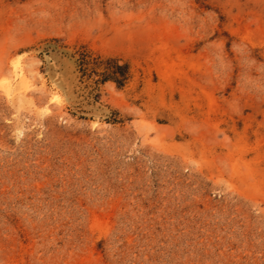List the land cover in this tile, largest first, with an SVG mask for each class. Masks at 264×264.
<instances>
[{
  "label": "rangeland",
  "instance_id": "374dc122",
  "mask_svg": "<svg viewBox=\"0 0 264 264\" xmlns=\"http://www.w3.org/2000/svg\"><path fill=\"white\" fill-rule=\"evenodd\" d=\"M0 264H264V0H0Z\"/></svg>",
  "mask_w": 264,
  "mask_h": 264
},
{
  "label": "trees",
  "instance_id": "16d2710c",
  "mask_svg": "<svg viewBox=\"0 0 264 264\" xmlns=\"http://www.w3.org/2000/svg\"><path fill=\"white\" fill-rule=\"evenodd\" d=\"M87 63L88 60L84 58V56H80L78 60L79 69L84 72L85 68H87ZM91 63L92 64L88 66L89 73L96 75L93 79L95 82L111 79L116 85H120L127 77L128 67L125 62L119 63L114 58L106 57L104 59L94 58Z\"/></svg>",
  "mask_w": 264,
  "mask_h": 264
},
{
  "label": "bare ground",
  "instance_id": "6f19581e",
  "mask_svg": "<svg viewBox=\"0 0 264 264\" xmlns=\"http://www.w3.org/2000/svg\"><path fill=\"white\" fill-rule=\"evenodd\" d=\"M19 66V65H18ZM18 66H15L14 67V77H16L17 79H19L21 82H23L24 84H29L27 82V79H26V75H25V72L23 70V68L21 67H18ZM10 82V81H9ZM11 85V84H10ZM7 88V87H6ZM7 90V89H6ZM12 90V89H11Z\"/></svg>",
  "mask_w": 264,
  "mask_h": 264
}]
</instances>
